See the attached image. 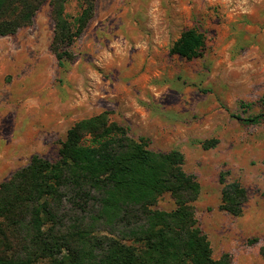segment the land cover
<instances>
[{"label":"rangeland","instance_id":"obj_1","mask_svg":"<svg viewBox=\"0 0 264 264\" xmlns=\"http://www.w3.org/2000/svg\"><path fill=\"white\" fill-rule=\"evenodd\" d=\"M51 10L46 2L32 24L0 35V183L35 154L57 160L76 121L106 112L150 149L183 152L215 257L264 264V0H96L63 64ZM65 10L75 19L80 4ZM192 27L205 34L203 54L171 53ZM222 176L246 188L238 215L221 208ZM159 206L174 205L166 194Z\"/></svg>","mask_w":264,"mask_h":264},{"label":"trees","instance_id":"obj_2","mask_svg":"<svg viewBox=\"0 0 264 264\" xmlns=\"http://www.w3.org/2000/svg\"><path fill=\"white\" fill-rule=\"evenodd\" d=\"M68 1L0 0V35L32 24L49 2L52 48L63 64L96 6L76 0L79 14L69 19ZM205 42L204 32L188 28L170 52L192 59ZM217 142L206 140L204 147ZM184 163L181 150L150 149L145 137H133L106 112L76 121L57 160L35 154L0 183V264H234L229 252L214 256L197 218L201 185ZM220 182L221 208L240 214L246 188L237 179ZM166 194L170 209L159 206ZM260 253L264 258V245Z\"/></svg>","mask_w":264,"mask_h":264}]
</instances>
